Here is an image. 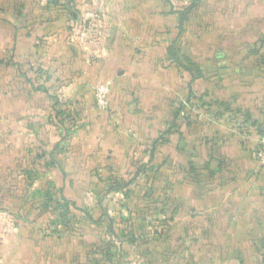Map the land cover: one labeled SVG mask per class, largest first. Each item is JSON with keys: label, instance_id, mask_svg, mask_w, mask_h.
I'll return each instance as SVG.
<instances>
[{"label": "crops", "instance_id": "0c3cea01", "mask_svg": "<svg viewBox=\"0 0 264 264\" xmlns=\"http://www.w3.org/2000/svg\"><path fill=\"white\" fill-rule=\"evenodd\" d=\"M103 1L109 33L96 64L75 55L74 25L52 20L47 1L0 0V188L23 190L24 170H46L38 156L60 139L56 100L82 113L69 142L55 151L62 164L49 176L35 175L26 193L0 207V264H264V169L251 157L253 137L226 119L176 123L191 80L181 70V50L213 68L211 78L193 84L197 97L208 89L264 123V67L253 54L264 46V0H198L182 37L183 6L172 0ZM67 7L57 6L74 15ZM108 82L110 108L99 112L94 89ZM41 85L47 89L34 90ZM174 122L176 134L156 153L161 166L151 164L152 175L131 184L151 190L150 198L139 190L128 200L121 191H95L111 170L133 175ZM52 183L79 207L107 211L103 220L113 222L114 234L102 236L120 261L89 254L101 234L89 225L53 233L47 216L25 212ZM89 190L92 204L78 194ZM114 196L120 219L108 208Z\"/></svg>", "mask_w": 264, "mask_h": 264}, {"label": "trees", "instance_id": "16d2710c", "mask_svg": "<svg viewBox=\"0 0 264 264\" xmlns=\"http://www.w3.org/2000/svg\"><path fill=\"white\" fill-rule=\"evenodd\" d=\"M198 3V0H192L188 5L181 7V37L187 33L188 23L194 15V11L197 8ZM48 4V8H52L50 10L53 11L52 14H50L54 16V18L52 17V20L56 19L60 24H67L68 22L71 25H74L75 17L70 10H58L57 1H52ZM48 8H46L45 10L48 11ZM48 16L46 19L50 20ZM70 44L75 48V55H79L82 52L81 47L78 44L73 43L71 40ZM263 49L264 46H262L258 50L257 47H255V50H253V54L260 57V61L258 63L259 67H264V54L262 53ZM176 61L179 62V60L177 59ZM180 63L181 70L189 73L191 76V80L187 88V93L181 97V106L177 109L176 112V123L181 120V125H183V123L188 125L194 123L197 124L198 121H200L201 116L202 118L206 117L207 119L210 118L211 120L220 119L225 121L226 119L228 124L232 126V129H234L239 135H248L253 137L252 141H250L252 144L250 152L251 157H254L256 160H253V162H255L254 164L258 166V163L260 162L258 157L260 153V149H258V143L264 136V123H262L260 119H258L256 116H253L251 113L244 111L239 106L237 107L231 101L220 100L219 97L213 96L211 91H208V89H205V92L202 93L201 96L197 97V94L195 93L193 88V84L196 83L198 79L200 80L211 78V76L214 75L213 73H211L213 68L209 64L205 66H202L200 64L198 65V63L196 64L189 58L188 54L186 52H182V50ZM29 65L31 66V64ZM223 70L224 68H221V71ZM28 81L31 84H34L31 78H28ZM43 89L47 88L43 85L34 87V90ZM44 92H48V90H44ZM94 106L99 112L108 111L110 108L109 106L106 110L101 111L97 107L96 97ZM52 108L55 113V118L59 123L58 129L60 131V139L53 146L52 151L42 150V156H38V159L40 160L39 165L42 167V169L46 170H24L20 174L25 178L23 190H8L5 188H0V207L5 205L3 203L7 201L8 198L13 197V195H15L18 191L23 194L24 191L26 193L27 187L30 186V184L34 181L35 175L36 177L40 175L49 176L51 174V168H53L57 164H62V161H60L59 158H55V151L56 149L62 150L63 144L65 142H69L72 131L75 132L78 128L77 124H79L81 120L82 113L80 111L81 109H79V106H76V104H73V106L66 109L62 104H60L58 100H56L55 106ZM176 123L174 122L173 124H171L169 128L162 133L159 139L154 142V145L150 150L151 155L147 156L149 160H141L140 162H142V164H139L136 172L133 175H129L130 177L128 179H124L123 176L111 170L109 173L103 175V177L105 178H103V180L100 179L101 184L96 187L95 191H99L100 195L121 191L128 200L131 199L132 195H134L139 190L143 191L146 198H150V193L152 196L151 190L144 189L143 185L138 183L135 188H131V184L139 180L141 177H150V175L152 174L148 172V168L151 164H159L161 166L160 163L162 161L158 160V157H156V153L160 146L168 143L171 135L176 134V131L179 127ZM45 148L47 149L48 145H45V147H43V149ZM14 180L15 177H9V181L12 182ZM94 185H96V183H94ZM38 196L39 201L29 205V209L27 208L25 211L27 214L39 212L41 213V216H47L45 218V221L53 233L57 232L62 234L70 231L83 232V227L89 225L92 231L95 230L98 233H101L99 235V241L93 243L90 246L89 254H91L93 257H96L99 254H104L108 258L118 257V261H120V255L112 251L111 243L106 241L102 236L103 234H109L110 232L113 233L114 231L112 221L109 220L108 224L104 223L103 219L109 218V215L104 208L100 207L101 210H93L88 209L85 206L79 207L74 201L68 199L64 195V191L62 188L56 187L53 183L48 184L47 187L38 192ZM93 260L96 261V259H91L88 264H92Z\"/></svg>", "mask_w": 264, "mask_h": 264}, {"label": "rangeland", "instance_id": "374dc122", "mask_svg": "<svg viewBox=\"0 0 264 264\" xmlns=\"http://www.w3.org/2000/svg\"><path fill=\"white\" fill-rule=\"evenodd\" d=\"M44 1L45 3L47 1L48 4L53 0H44ZM57 2H58V6L59 4L60 6L62 5L64 8L68 6L67 9L72 7L73 10L72 12H74V15L76 16V21L73 27V31L71 32V41L75 44H78L81 47L82 53L86 56V58L97 64V62L99 60H102L103 58L102 52H104L105 50L106 38L108 37V33H109L107 19L103 14V11L102 14H96L97 12L96 5L88 1L85 2L84 0H57ZM172 2L173 4H175V6L181 7L187 5L189 3V0H172ZM102 4L104 7L105 2L103 1ZM183 83L186 85V82H184V80L183 82L181 81L182 85ZM253 160H255L254 157ZM258 164L259 165L257 166V168L260 167V170L264 169V162H259ZM92 192L94 191H90L89 193L86 194L82 193L83 195H81L79 191L78 194L80 195V197L82 196L80 199H83L86 202L92 204V202H94V196L91 194ZM71 194L72 195L76 194L75 189L74 190L72 189ZM119 198L120 196H114L112 197V200L108 203L110 214L118 219H120V212L123 210L119 202ZM202 214L206 215L207 213L202 212ZM115 223L116 226L119 225L118 222ZM117 228L119 227L117 226ZM120 228L125 229L123 224H121Z\"/></svg>", "mask_w": 264, "mask_h": 264}, {"label": "built area", "instance_id": "2783aa9c", "mask_svg": "<svg viewBox=\"0 0 264 264\" xmlns=\"http://www.w3.org/2000/svg\"><path fill=\"white\" fill-rule=\"evenodd\" d=\"M85 2L88 1L90 3H93L94 5H96V14H102L103 11V0H84ZM104 14V13H103ZM110 82L108 83H102V84H98L95 87V97H96V103H97V107L100 110H106L109 107V93H110ZM258 146L260 149L259 150V160L260 162H264V136L261 138V140L258 143Z\"/></svg>", "mask_w": 264, "mask_h": 264}]
</instances>
